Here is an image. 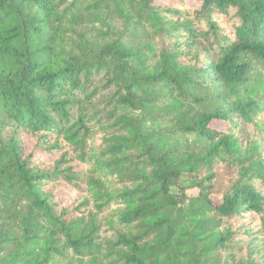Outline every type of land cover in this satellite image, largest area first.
Returning <instances> with one entry per match:
<instances>
[{
  "label": "trees",
  "instance_id": "16d2710c",
  "mask_svg": "<svg viewBox=\"0 0 264 264\" xmlns=\"http://www.w3.org/2000/svg\"><path fill=\"white\" fill-rule=\"evenodd\" d=\"M0 264H264V0H0Z\"/></svg>",
  "mask_w": 264,
  "mask_h": 264
}]
</instances>
